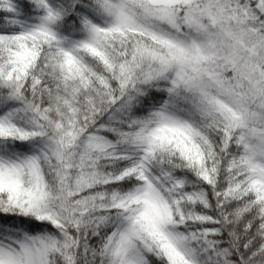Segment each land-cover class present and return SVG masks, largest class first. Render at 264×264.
<instances>
[{
	"label": "snow or ice",
	"instance_id": "1",
	"mask_svg": "<svg viewBox=\"0 0 264 264\" xmlns=\"http://www.w3.org/2000/svg\"><path fill=\"white\" fill-rule=\"evenodd\" d=\"M0 264H264V0H0Z\"/></svg>",
	"mask_w": 264,
	"mask_h": 264
}]
</instances>
